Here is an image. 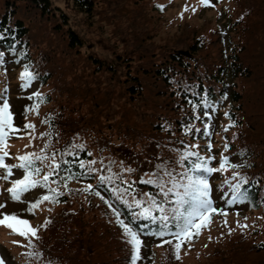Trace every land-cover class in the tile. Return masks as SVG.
Segmentation results:
<instances>
[{
    "label": "rangeland",
    "instance_id": "1",
    "mask_svg": "<svg viewBox=\"0 0 264 264\" xmlns=\"http://www.w3.org/2000/svg\"><path fill=\"white\" fill-rule=\"evenodd\" d=\"M3 1L5 0H0V3ZM50 1L53 6L60 7L68 15L70 27L82 39L84 48L79 55L71 52L62 39L65 32H58L54 27L58 20L43 18L37 11L31 9L27 1L19 2L18 10L25 16L28 29L30 28L36 40L34 50L46 51L53 56L55 62L50 61V66L36 69L34 73L37 81L32 80L28 83L21 79L25 67L18 68L17 65L20 63L13 62L9 56L4 61L5 65L2 68L5 72L3 74L0 71V94L7 98L4 101L9 104L15 127L21 129L7 139L9 146L3 150L9 154L4 157L7 165H17V157L26 153L49 154L41 152L46 138L40 134L47 132V123L52 122L53 114L58 113L60 109L63 111V118L69 115L76 117L85 115V110L90 106L93 114L103 115L101 122L108 123L111 130L117 126L121 116L129 121H141L138 127L146 128L144 122L147 124L150 111H139V108L149 105L154 109V96L151 95L152 92L142 93L141 89L136 90L137 87L134 85L131 89L138 91L136 94L138 98L133 99L127 88L130 82L126 78V73L140 76L141 73L136 71V68L148 66L164 58L170 51L189 52L190 45L198 38L197 35L203 32L205 37L208 29L212 27L218 28L222 33L221 40L216 45L222 42L234 49L244 47L243 51H239L241 61H245V55L250 54L249 59L256 63L254 72L251 71L247 77L235 80L236 89L242 94L238 102L242 109L233 107L235 113H230L227 109V106H231L229 96L219 105L220 108L208 109L206 119L208 129L213 134L218 131V136H215L217 145L213 144L207 151L219 161L221 155L225 153L222 140H227V144L230 142L233 145L238 144L243 150L247 146L243 154L234 153L230 158L240 167H246L247 163H250L249 165L256 163L259 169L264 165V0H208L210 6L202 5L201 0H150L162 6V13H158L159 16L150 1L148 4L144 0H94L96 10L90 17L79 12L72 0ZM209 35L214 36V39L216 37V34L211 32ZM215 49L216 47L201 49L195 56L200 62L208 63L206 60L214 56ZM229 50L221 55L219 53V59L224 61L233 52ZM252 53L257 56V60ZM90 54L100 60V63L90 65L91 68L86 70L87 79H80L83 82L80 84L91 89L93 100L98 101L94 107L90 95L72 94L74 87L69 78L72 74L67 66L71 59L84 60L85 56ZM189 55L191 54L186 56L190 57ZM61 72H64V75ZM45 76L47 82L40 84V80ZM141 80L145 86L147 82L143 76ZM35 93L41 96L47 93L50 95V101H45L37 111H31L30 109L40 103ZM26 123L35 125V130H24ZM208 140L212 141L214 137ZM73 142L75 143V140ZM255 143L259 144L260 148ZM143 146L142 144L138 146L139 153ZM154 148L153 144V150ZM10 169L11 175L5 178L4 182H0L2 187L0 205H3L0 213L15 214L38 228V239L30 237L33 245L42 240V236L49 237L52 226L50 223L45 225V221H51L61 209L71 211L77 217H83L97 233L106 228L113 234L114 230L108 229L105 222L107 218L98 208L97 202L93 199L88 202L84 198L85 184L71 183L75 194L69 203L56 205L50 211L37 208L32 213L28 201L38 196L41 191L37 187L24 193L20 200L13 199L8 189L15 180L23 178L24 170L18 167ZM260 172L264 173V168H260ZM216 174L219 175V172ZM0 181H3V178L0 177ZM214 184L218 206L228 208V211H217L216 215L211 217L210 225L201 229L197 240L191 239L182 244L179 249V264H217L228 257H245L244 264H248L252 258L259 259V264H264V250L234 246L241 238L250 239L257 244L264 242V210L248 212L247 205L241 201L228 203L230 199L226 193L227 188L220 181ZM85 228L88 230L89 226L86 224ZM8 231L9 229L0 226V260L4 264H18L19 256L9 249ZM24 240L28 241L25 238ZM141 240L143 246L137 264H168L167 259L171 256L167 251V244H163L162 241L169 239L146 237ZM171 240L176 243L175 239ZM52 241L54 238L50 239V242ZM173 252L174 258H177L175 248ZM164 253L168 255L165 257ZM83 254L86 256L82 258L97 263H103L107 258L102 250L83 251L81 256ZM118 256L116 251L110 253L109 264H124L123 260L121 263L117 261ZM32 262L46 264L42 258L36 256ZM125 262L128 264L127 259ZM230 264H236V260H232Z\"/></svg>",
    "mask_w": 264,
    "mask_h": 264
},
{
    "label": "trees",
    "instance_id": "2",
    "mask_svg": "<svg viewBox=\"0 0 264 264\" xmlns=\"http://www.w3.org/2000/svg\"><path fill=\"white\" fill-rule=\"evenodd\" d=\"M22 1H27L31 9L37 11L41 17L58 20L57 25L54 27H56L58 32H65V34H62L65 45L74 54L79 55L81 53L84 43L70 27L68 15L60 7L53 6L50 0H5L0 3V53H3V56L0 57V71L2 73L4 61L8 56L13 62L20 63L17 65L18 68L27 66L34 76L36 75L34 73L36 69L50 66V61L55 62L53 56L46 51L34 50V41L36 40H34L30 28L28 29L25 16L20 14L18 10L19 2ZM144 1L149 4L148 1L150 0ZM72 2L74 7L86 17H90L95 13L94 0H72ZM151 4L157 14L162 13L160 4L157 2H151ZM57 12L59 15H56ZM208 31L205 37H203V32L197 35L198 38L190 45V57L173 50L164 58L156 60L148 66L136 68V71H140V76L135 73H126V78L130 82L127 88L133 99L137 100L138 98L136 95L138 91L131 89L134 85L137 87L136 90L141 89L142 93L152 92L151 95L154 96V109L149 105L139 108V111H150L147 124L144 122L146 128L141 129L138 127L141 121L133 122L121 116L120 120L117 121V126L111 130V127L107 125L108 123L101 122L103 115L99 113L93 114L90 106L85 110L86 114H81V116L74 117L69 115L63 118L61 109L58 113L53 114L52 122L47 123L48 129L45 133L46 135H44L46 139L43 142L44 152L49 154L42 155L49 158L54 155L55 162L60 163V168L49 177L46 187H38L41 191L40 194L28 201L30 203V211L32 213L36 211V209L31 210V204L43 195L55 196V201H44L38 207V210L43 208L45 211H50L56 205L70 202L75 194L71 183L85 184L84 189L91 184L94 188L92 191H84V198L88 202L92 199L97 202L98 208L107 218L105 222L108 225V229H113L114 232L112 234V232L104 228L97 233L86 219L77 217L71 211L61 209L49 222L52 226L49 237L42 236V240L36 245L32 244L33 247L27 246L28 241H25L24 237L13 235L10 230L8 231L9 249L13 254L19 256L18 264H38L32 262L35 256L29 257L26 255L28 252L38 253L46 264H109L110 253H115V251L119 254L116 258L117 261L121 263L123 260L122 263L126 264L125 261L127 259L128 264H130L131 247L126 242L123 229L117 223V217L113 209L118 210L121 220H124L125 223L130 224V226L141 233L140 237L161 238L153 235L157 230L156 224H149L148 228H142V225L149 222L144 219H134V214L138 215L141 208L129 207L133 197L144 201V207H147L148 197L144 195L145 193L154 196L157 201L165 199L157 185L145 184L140 181L148 179L149 174L159 173L163 175L165 170L173 172L174 175L187 173L188 169L191 168L192 162L196 161V157L192 156L182 160L181 156L186 151L196 152L205 158L210 157L207 152V147L209 146L207 138L210 135L206 121L208 109L221 105L227 96L230 97L231 106H227L230 113H235L233 107L242 109V105L238 103L242 94L237 91L235 80L239 77H247L251 71L254 72V64L256 62H251V59H249L250 54L245 55V61H241L239 51H243L242 48L244 47L234 49L233 47L225 46L227 43L224 44L222 42L216 45L221 40V31L216 27L209 28ZM210 32L216 34L215 39L214 36L210 37ZM210 47H216L214 56L207 58L206 61L208 63L200 62L195 55L201 49ZM228 49L233 52L226 57V61L220 60L219 53L221 55ZM252 56L256 55L252 53ZM99 61L90 54L85 56L84 60L71 59L67 62L72 74V77H69L74 87L72 94L75 96L78 94L90 95L93 107L98 104V101L93 100L94 95L91 89L83 87L80 84L83 83L80 79H87L86 70L91 68L90 65L99 64ZM61 73L64 75V72ZM142 76L147 82L145 86V83L141 80ZM36 79L37 76L33 80L36 81ZM46 82L47 76L40 80V84ZM42 97L43 102L39 103L40 107L45 101H50V95L47 93H44ZM233 103L237 104L234 105ZM105 105L107 106L108 103ZM138 138H140L139 142L137 141ZM73 140H75V143ZM140 143L144 146L139 153L138 146H141ZM222 143L225 151L223 156L228 157L229 164L239 165L230 160V157L234 153L243 154L247 150V146L243 150L238 144L233 145L232 142L227 144V140H222ZM153 144L155 145L154 150ZM212 144L217 145L214 140H212ZM193 145L197 147H192ZM225 145H227V150H225ZM255 145L260 148L259 144L255 143ZM68 150H71L74 154L62 155ZM48 160L44 164H37L41 168V172L39 175L34 176V179L41 180L43 175L49 170L46 165L53 161L51 159ZM91 161H95V163L90 164ZM81 162L85 164V169L79 167ZM211 162L212 159L208 161L209 167H219V161L216 163ZM260 162L263 163L262 160ZM17 164H19V161ZM249 164L247 163L246 167L235 169L229 167L227 171H220L219 175L216 172L204 174L206 179L211 182L209 184L212 185L211 190L209 187V194L211 195L209 197L213 205L218 206L214 194V182H222L227 188L226 193L229 195V199H231L229 186L224 183L225 180H229L231 183L243 180L241 191L245 195L240 201L247 205L248 212L249 210H264V173L260 172V168L263 169L264 165L258 169L256 163ZM89 166L97 171L81 175ZM129 168L133 169V171L128 172L125 170ZM234 172L238 174L236 179L233 178ZM6 174L7 169L1 170L0 168V177L3 178V181ZM116 174H119L121 179L106 183L103 186L100 185L98 176L107 177L109 175L115 176ZM70 175L75 178L68 179ZM177 178L179 177L177 176ZM129 185H131L130 188ZM125 188H129V192L124 196L123 200L114 195V189L123 191ZM49 189H55L56 192L51 193ZM94 191H100L104 200H107L108 203H105L99 196L94 195ZM168 200L174 201L175 197L170 194ZM167 206L173 207L174 204L169 203ZM153 214L158 215L159 213L154 211ZM211 217H214V215L212 214ZM86 224L89 226L88 230L85 228ZM171 231H175V229H171ZM169 236L171 235L163 238L168 237L171 240ZM51 238H54V241L50 242ZM192 240H197V236H194ZM244 240L246 242H243ZM13 241L17 243H13ZM174 244L175 242L173 241L172 244H167V251L171 256V258L167 259L168 264H179L178 259L174 258ZM234 246L264 250V242L257 244L247 238H241ZM94 249L95 251L102 250L106 254L107 258L103 263L82 258L86 256L84 254L81 256L83 251ZM163 255L166 257L168 254L164 253ZM244 258L228 257L220 260L217 264H230L232 260H236V264H244ZM248 264H259V259L252 258Z\"/></svg>",
    "mask_w": 264,
    "mask_h": 264
},
{
    "label": "snow or ice",
    "instance_id": "3",
    "mask_svg": "<svg viewBox=\"0 0 264 264\" xmlns=\"http://www.w3.org/2000/svg\"><path fill=\"white\" fill-rule=\"evenodd\" d=\"M201 4L204 6H210L208 0H201ZM187 8H185V11ZM3 56V53H0V57ZM21 79L30 83L35 76L25 67V70L21 73ZM27 86V83L25 84ZM40 99V102H43V97L39 93H35ZM39 105L34 106L31 111H37ZM47 123V121H43ZM32 129L35 130V125L31 123H26L24 125V130ZM227 130V128H225ZM21 129L16 128L13 123L12 113L9 110V104L7 101L0 103V168L10 169V167H18L24 170V175L22 179L15 180L11 188L8 189L11 196L15 200H20L21 196L24 193L29 192L32 189L37 187L47 186L49 177L52 176L60 168V163L55 162V156L51 158L36 153H26L24 155L18 156L17 160L19 164L9 166L4 163V157H7L9 154L7 151H3L8 147L7 139L10 135L20 132ZM41 137L46 135L45 133L40 134ZM47 147V145H45ZM77 147V146H72ZM82 147V146H79ZM192 147H197L193 145ZM210 147V146H209ZM225 150H227V145H225ZM44 149L41 150L43 153ZM63 154L73 155L74 153L71 150L66 151ZM195 156L196 161L192 162L191 168L188 169L187 173H179L174 175L173 172L165 170L163 175L159 173L149 174L148 179H142L140 182L145 184H155L159 187L161 194L165 197L163 201H157L154 196L145 193L144 195L148 197L147 207H144L145 202L140 199L133 197L132 202L129 207L135 206L141 208L139 214H134V219H144L149 223L142 225V228H148L149 224H156L157 230L153 235H157L161 238L171 235L175 239L176 243L174 248L177 253V259L179 258V249L182 244L186 241H190L194 236L199 235L202 228L208 227L211 223V215L217 213V209L213 207V202L209 197V182L206 179L204 174H211L213 172L227 171L229 167L235 169L240 167L239 165L229 164L228 157L221 155L219 160V167H209L208 161L213 159V157H203L196 152L186 151L182 156V160H186L189 157ZM48 159H51L53 162L46 165L48 171L43 175L41 180L34 179L33 177L39 175L41 168L37 164H44ZM198 161V162H197ZM95 161H91L90 164H94ZM81 169H85V164L81 162L79 164ZM128 172H132L133 169H125ZM93 171L90 166L86 169L85 172H82L81 175L91 174ZM200 173V174H197ZM9 174L11 172L9 171ZM177 176L179 178H177ZM238 177L237 173H233V178ZM75 177L69 176L68 179H73ZM121 177L119 174L115 176H98L100 185L103 186L106 183L113 182L114 180H119ZM243 180H240L237 183H231L229 180H225V184L229 186L231 199L228 203H235L240 201L244 197V192L241 191V184ZM131 185H129V188ZM94 188L93 185L89 184L86 186L84 191H92ZM129 188L123 189H114V195H117V198L123 200L124 196L128 194ZM51 193H55V189H49ZM94 195L99 196L102 200L104 197L101 195L100 191H94ZM175 197L174 201H169L168 197ZM44 201H55V196L53 195H43L39 197L35 202L31 204V210L37 209L40 204ZM105 203H108L107 200H104ZM169 203L174 204L173 207H168ZM3 205H0L2 208ZM111 207V205H110ZM159 213L154 215L153 212ZM114 214L117 217V223L123 229V234L126 238V242L131 247V257L130 264H137V261L140 259V250L143 246L142 240L140 239L141 233L135 230L130 224L124 222L120 219V213L118 210L113 209ZM226 215V213H220ZM50 221H45V225ZM0 226H4L9 229L11 234L19 235L28 240V247H33L32 239H38V228L33 227L27 220L20 218L15 214L0 213ZM246 227V226H241ZM175 229V231H171ZM13 243H17L13 241ZM163 244H172V240H163ZM162 246V245H158ZM26 255L29 257L36 256L39 257L38 253L28 252ZM0 264H4L0 260Z\"/></svg>",
    "mask_w": 264,
    "mask_h": 264
},
{
    "label": "water",
    "instance_id": "4",
    "mask_svg": "<svg viewBox=\"0 0 264 264\" xmlns=\"http://www.w3.org/2000/svg\"><path fill=\"white\" fill-rule=\"evenodd\" d=\"M179 53L180 54H184V55H188V52L187 51H184V50H179Z\"/></svg>",
    "mask_w": 264,
    "mask_h": 264
}]
</instances>
